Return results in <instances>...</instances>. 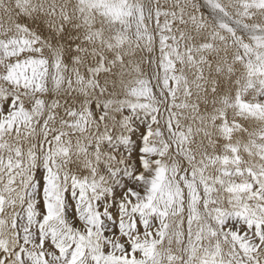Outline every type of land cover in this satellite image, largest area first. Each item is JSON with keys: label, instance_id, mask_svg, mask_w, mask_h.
Masks as SVG:
<instances>
[{"label": "snow or ice", "instance_id": "snow-or-ice-1", "mask_svg": "<svg viewBox=\"0 0 264 264\" xmlns=\"http://www.w3.org/2000/svg\"><path fill=\"white\" fill-rule=\"evenodd\" d=\"M0 264H264V0H0Z\"/></svg>", "mask_w": 264, "mask_h": 264}]
</instances>
